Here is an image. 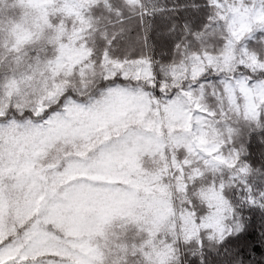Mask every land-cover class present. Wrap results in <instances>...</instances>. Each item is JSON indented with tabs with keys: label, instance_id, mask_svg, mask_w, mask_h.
<instances>
[{
	"label": "snow or ice",
	"instance_id": "obj_1",
	"mask_svg": "<svg viewBox=\"0 0 264 264\" xmlns=\"http://www.w3.org/2000/svg\"><path fill=\"white\" fill-rule=\"evenodd\" d=\"M0 264H264V0H0Z\"/></svg>",
	"mask_w": 264,
	"mask_h": 264
}]
</instances>
